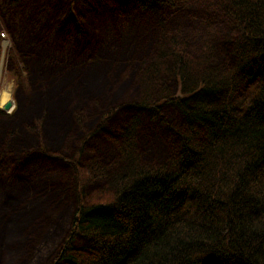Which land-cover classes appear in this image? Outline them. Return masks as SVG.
<instances>
[{
    "label": "trees",
    "instance_id": "obj_1",
    "mask_svg": "<svg viewBox=\"0 0 264 264\" xmlns=\"http://www.w3.org/2000/svg\"><path fill=\"white\" fill-rule=\"evenodd\" d=\"M3 1L0 55L6 33V64L25 87ZM133 2L162 27L155 45L104 42L93 62L74 59L21 114L5 115L0 157L45 139L55 155L36 152L61 159L70 186L31 154L24 175L0 177V264H41L64 215L55 264H264V0ZM178 6L196 8L195 27ZM217 10L228 29L215 28ZM199 27L191 45L184 30Z\"/></svg>",
    "mask_w": 264,
    "mask_h": 264
},
{
    "label": "rangeland",
    "instance_id": "obj_2",
    "mask_svg": "<svg viewBox=\"0 0 264 264\" xmlns=\"http://www.w3.org/2000/svg\"><path fill=\"white\" fill-rule=\"evenodd\" d=\"M10 3L11 0H4L1 6V12L6 20L8 26L7 30L10 32V36L13 37L12 39L16 47L15 51L19 54L22 74L29 79L27 86H17L15 76L18 70H16V66L12 60H9L8 65L6 64L7 57H4L3 48L2 54L0 55V68L3 64V70L0 76V89L7 88L12 91V100H14L15 107L8 113H6L7 111L5 113H0V132L3 127L2 124L8 120V117H5V115L12 118L21 114L25 104L36 100L43 91H47L46 82L58 78V75H62L58 78L61 79L63 75L67 74L69 70H66L70 68L71 62H73L74 59L75 61L93 62V60L104 52V45H106L104 42L109 45H117V47H129V49L132 43H138L136 45H138V48H141V46L146 47L155 45V42L158 41L161 36L160 32L162 27L157 26V24L152 22L148 14L139 10L135 6L133 0H21L17 5L11 8L9 7ZM183 7L185 6L174 7L171 11L182 10ZM185 8H187L186 11L189 14V21H191L186 27H195L196 20L194 13L196 12V8L194 6H187ZM74 10L76 12L74 17H76L78 24L72 22L73 20L70 21L68 18L70 13H73ZM208 10L209 8L207 7V11ZM167 16L171 18V13ZM50 19H52V24ZM176 19L183 23L187 21L184 12ZM176 19L174 23L177 22ZM88 21L93 23V26H90V28L85 25V22L89 23ZM214 21V26L218 31L228 29L229 25H231L226 15L220 10L214 12ZM44 24H49L50 26L47 25L45 30L43 28V32L39 33L41 34L38 36L39 40L34 41L47 42L49 46L43 47L42 49L45 54H43V52L41 53L42 50L39 51L40 48L37 49L35 42L32 41L34 33H38L40 28L42 30ZM79 24L82 29H78ZM94 28L100 30V37L97 36V34L99 35V30L97 31ZM58 31L62 32L64 37L66 35V38L61 41L64 44L61 49L55 50V42H57L55 34H57ZM108 31L112 32L115 37L117 36V39L112 35L109 36L108 33H106ZM184 31V35L189 42L191 41V45L199 41L200 35L197 31H200V27L197 30L188 28ZM104 33L106 36L103 40ZM97 37H99V39H97ZM6 39L4 38L3 41ZM110 40L111 42H109ZM116 40L118 44L114 43ZM3 41L2 45L4 44ZM100 42L103 43L99 46ZM10 45L9 42L7 47ZM76 49H79L81 53L79 52V54L75 56L73 51ZM144 50L146 49L143 48V51ZM48 51L51 52V54H47ZM5 54L7 55L6 52ZM49 56L54 57L53 60L58 62L46 61V57ZM222 56L225 55L222 54ZM62 64H65L63 68L60 66ZM62 69L66 72H62ZM0 110L2 109L0 108ZM45 141V139H42L39 144L33 142L31 147L21 153L19 152V155L12 157L5 156L4 158L0 157V177H7L5 172L8 170L15 174H22L21 170L30 168L34 161V163L40 165L39 171L66 172V181L62 183H65L67 187H69L70 171L67 168L68 166L60 161L61 159L46 158L36 152V150H43L50 154L55 153ZM101 143L93 141L92 144H100L101 146L103 145ZM30 154L34 157L33 161L31 164L22 166L24 159L27 158L26 160H28ZM58 181L60 182L61 180ZM52 188V190H54V187ZM68 218L69 216L64 215L60 226H58V233L61 232V234H58V237L56 234L55 236L59 242L61 241L62 234L68 229ZM52 238L54 239V237ZM54 240L51 239L49 245L42 252H39L42 253L41 264H55V262H52L53 258L56 256L59 242L56 240L55 242Z\"/></svg>",
    "mask_w": 264,
    "mask_h": 264
},
{
    "label": "bare ground",
    "instance_id": "obj_3",
    "mask_svg": "<svg viewBox=\"0 0 264 264\" xmlns=\"http://www.w3.org/2000/svg\"><path fill=\"white\" fill-rule=\"evenodd\" d=\"M5 39L7 38V35L3 36ZM66 38V35L64 37L62 32H57V34H55V39L57 40L56 45H55V50H58L59 48L61 49V47L64 45L61 41L62 39ZM8 41V38L6 40L3 41V43H6ZM9 41L7 42L6 47L4 48V44H3V48H4V52L7 49ZM79 50V49H78ZM43 54H45V52H43ZM8 100H12V91L7 89V88H2L0 89V108L8 101ZM15 107V103L12 106V108H10L7 112L12 111V109Z\"/></svg>",
    "mask_w": 264,
    "mask_h": 264
},
{
    "label": "water",
    "instance_id": "obj_4",
    "mask_svg": "<svg viewBox=\"0 0 264 264\" xmlns=\"http://www.w3.org/2000/svg\"><path fill=\"white\" fill-rule=\"evenodd\" d=\"M9 41V40H8ZM7 41V42H8ZM7 42L4 43V48L6 47L7 45ZM1 70H2V67L0 68V73H1ZM14 105V100H8L2 107L1 109L5 110V111H8L10 108H12V106Z\"/></svg>",
    "mask_w": 264,
    "mask_h": 264
}]
</instances>
